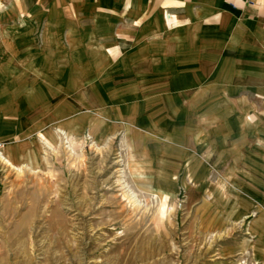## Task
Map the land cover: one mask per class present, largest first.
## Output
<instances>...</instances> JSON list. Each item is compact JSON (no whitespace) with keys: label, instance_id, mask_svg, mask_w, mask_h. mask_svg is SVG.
I'll use <instances>...</instances> for the list:
<instances>
[{"label":"rangeland","instance_id":"374dc122","mask_svg":"<svg viewBox=\"0 0 264 264\" xmlns=\"http://www.w3.org/2000/svg\"><path fill=\"white\" fill-rule=\"evenodd\" d=\"M9 22L0 264H264V35Z\"/></svg>","mask_w":264,"mask_h":264},{"label":"crops","instance_id":"0c3cea01","mask_svg":"<svg viewBox=\"0 0 264 264\" xmlns=\"http://www.w3.org/2000/svg\"><path fill=\"white\" fill-rule=\"evenodd\" d=\"M0 19L17 29L97 25L127 41L156 35L162 25L169 32L194 24L200 35H264V0H0Z\"/></svg>","mask_w":264,"mask_h":264},{"label":"bare ground","instance_id":"6f19581e","mask_svg":"<svg viewBox=\"0 0 264 264\" xmlns=\"http://www.w3.org/2000/svg\"><path fill=\"white\" fill-rule=\"evenodd\" d=\"M1 159L4 160V158L2 156H1ZM7 163H9V161H7ZM9 165H10V163H9ZM123 198L127 199L128 200L127 203H130L131 206L137 207V200H134V197L131 196L129 193L123 194Z\"/></svg>","mask_w":264,"mask_h":264}]
</instances>
